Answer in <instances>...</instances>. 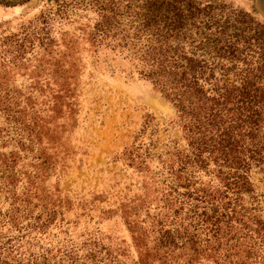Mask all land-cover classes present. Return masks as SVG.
I'll use <instances>...</instances> for the list:
<instances>
[{
	"label": "rangeland",
	"instance_id": "obj_1",
	"mask_svg": "<svg viewBox=\"0 0 264 264\" xmlns=\"http://www.w3.org/2000/svg\"><path fill=\"white\" fill-rule=\"evenodd\" d=\"M146 1L0 0V264H264L262 167L203 222L231 174L145 76Z\"/></svg>",
	"mask_w": 264,
	"mask_h": 264
},
{
	"label": "trees",
	"instance_id": "obj_2",
	"mask_svg": "<svg viewBox=\"0 0 264 264\" xmlns=\"http://www.w3.org/2000/svg\"><path fill=\"white\" fill-rule=\"evenodd\" d=\"M140 9L132 17L145 76L186 121L193 161L209 150L230 171L207 202L203 222L216 227L235 201L229 193L251 191L252 169L264 175V24L221 2L147 0Z\"/></svg>",
	"mask_w": 264,
	"mask_h": 264
}]
</instances>
